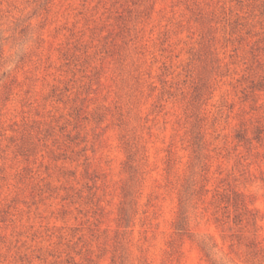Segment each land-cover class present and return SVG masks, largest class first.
Masks as SVG:
<instances>
[{
	"label": "rangeland",
	"instance_id": "374dc122",
	"mask_svg": "<svg viewBox=\"0 0 264 264\" xmlns=\"http://www.w3.org/2000/svg\"><path fill=\"white\" fill-rule=\"evenodd\" d=\"M0 264H264V0H0Z\"/></svg>",
	"mask_w": 264,
	"mask_h": 264
}]
</instances>
